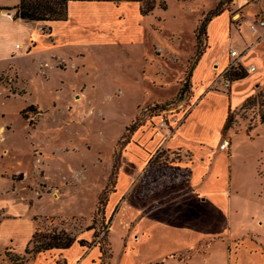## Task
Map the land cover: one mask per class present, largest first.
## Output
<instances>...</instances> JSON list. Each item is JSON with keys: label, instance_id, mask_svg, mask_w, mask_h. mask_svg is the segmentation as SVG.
<instances>
[{"label": "rangeland", "instance_id": "obj_1", "mask_svg": "<svg viewBox=\"0 0 264 264\" xmlns=\"http://www.w3.org/2000/svg\"><path fill=\"white\" fill-rule=\"evenodd\" d=\"M166 3V10L157 8L147 16L139 14L137 3L76 2L68 7L67 21L14 20L25 24L18 27L0 19V208L8 206L17 217L10 220L4 207L0 211V247L6 244L0 249V264H13L8 258L15 254L24 256L21 264H31L41 255L25 256L22 250L33 221L34 232H63L77 239L84 235L90 246L99 243L106 251L102 264H108L110 256H113L111 264H166L170 257L165 260L160 253L171 243L157 240L160 235L153 236L145 245L137 243L134 248L132 241L128 246L122 241H128L127 237L134 240L135 228L154 233L150 230L154 223L160 234L167 225L164 219L167 216H181L187 211L196 216L201 206L191 202L194 196L200 203L215 198L228 206V211L226 206L214 204L207 209L211 234L224 232L228 226L232 237L251 235L240 240L212 236L187 254L174 256L175 259L205 254L214 244L208 254L201 255V261L193 264H219L223 260L221 249L230 247L229 253H233L244 239L253 242L256 251L262 250L258 241L264 245V122L261 123L264 82L253 101L232 113L230 128L222 132L219 146L207 158L195 160L206 166L204 175L192 173L189 179L194 158L180 151L179 155L165 152L160 157L155 179L141 178L145 157L143 168L132 177L111 211L107 209L116 189L123 154L131 143L143 144L142 138L136 140L135 133L146 129L154 136L158 132L166 138L172 134L169 128L175 127L188 109L183 105L186 94L180 102L175 100L182 82H189L193 58L207 47L208 24H202L201 32L196 28L215 10L227 12L230 24L233 16L238 15L234 22L237 27L257 9L248 5L232 14L233 7L242 3L240 0H166ZM3 12L13 19L14 9ZM28 33L30 37L25 41ZM235 35L243 38L247 33L242 27ZM135 37L142 45L135 47ZM172 37L178 41L173 45L175 50L166 49ZM234 42L238 48L242 46ZM127 48H134L130 51L136 54L143 51L138 68L143 80L139 88L143 104L136 115L158 98L163 100L159 104L167 105V110L156 113L163 117L165 126L151 125V117L146 114L142 118L144 125L132 135L125 129L139 100L137 89L130 86L139 70L134 69L137 56L127 52ZM217 49L221 53V46ZM179 51L189 52L190 57L180 59ZM245 51L242 49V53ZM125 56L131 63H124ZM251 62L254 60L243 63L248 66ZM235 65L231 62L228 67ZM244 72L248 74L247 69ZM222 77L217 78L213 90L229 89ZM30 104L36 108L35 112L26 110ZM226 139L230 153L225 149L222 152L225 155H219L222 169L214 177L210 170ZM126 166L128 171L137 167L130 163ZM203 181L214 182L216 191L212 183L206 182L205 191L209 189L210 195L216 193L215 197L198 191L204 188ZM185 182L192 185L187 190L191 195L182 196V202L154 206L135 224L134 213L147 210L154 201L160 202L163 194L152 195L142 202L134 201L137 196L167 187L170 188L166 191H175ZM119 186L125 188L123 179ZM106 187L110 191L107 197L103 194ZM25 198L30 208L25 205ZM122 224H126L127 231L123 239ZM156 240L158 251L153 250ZM219 240L223 244L221 249ZM241 252L244 264H252L251 259L259 260L248 257L247 251ZM155 259L159 260L153 262Z\"/></svg>", "mask_w": 264, "mask_h": 264}, {"label": "crops", "instance_id": "obj_2", "mask_svg": "<svg viewBox=\"0 0 264 264\" xmlns=\"http://www.w3.org/2000/svg\"><path fill=\"white\" fill-rule=\"evenodd\" d=\"M18 1L19 0H13L7 3V0H0V7H13L18 4ZM240 1L242 3L239 6H237L236 4L233 7L232 12H231L232 14L236 13L241 7H244V6L246 7L248 5H252L257 8L250 18H247L245 16L246 19L242 21V25L238 24L237 27L234 25V22L239 19V17L237 18L236 15L233 16L232 22L230 24L229 14L227 12H224L218 16L212 17L211 20L207 23L208 24L207 29H206L207 47L202 53H200V55L197 56V60L191 68L190 75H189L190 86H189L188 91L186 92V97L183 101V105L188 106L187 107L188 109L185 113H182L183 115L181 116L176 126L173 127L172 129L171 127L169 128V130H172L171 131L172 134L168 135L165 138V136L162 133L157 132L154 136V133L151 134V132H146V129H143V130L141 129L135 133L134 137L136 138V140L142 138L141 142H143V144L142 146H139L136 143H131V145L129 144L130 146H129L128 151L125 154H123L120 173L118 174V177H117L116 189L109 201V205L107 208L109 211H111L117 199L122 195L124 190L127 188L132 177L137 174L138 170H141V168H143V159L147 157V160H148L152 155L156 154L157 152H161L162 155H164L165 152L179 155L180 151H184L185 152L184 156H187L190 159L194 158V161L191 165V171L189 172L190 173L189 179L191 178L192 173L193 174L201 173L204 175V173H206V166L203 164H199L195 160L201 156H204L207 158L212 153L211 152L212 149L214 148L216 149L219 146V142H220L222 132H223V126L225 124L227 116L229 114L234 113L236 110L241 109L244 103L246 102L247 98L251 96H255L257 91L263 85V82H264V29L260 28L258 29L256 34H252L248 26L250 23H252L255 16L258 14L260 8H264V0H257V1L250 2V3H246L243 0H240ZM234 4H235V1H234ZM0 19L5 20L6 22L12 25L16 23L18 27L25 26V24L20 25L17 22H14L11 15H8L1 10H0ZM28 23H31V22H28ZM242 27L246 31L247 36L243 38L237 37L235 34L239 32ZM29 37H30V33H28V35L25 37V41ZM133 41H135V44H134L135 47L137 45H142L140 44L141 40L140 39L137 40L136 37L135 39H133ZM168 41L169 42H167L166 49L175 50V48H173V45H176V42L178 41H174V37H172L171 40H168ZM234 41H238L242 46L238 48L237 45H234L235 43ZM22 43L23 42H21V44ZM219 46H221V50H222L221 53L217 49ZM130 49L133 50L134 48H130ZM130 49L127 48V52L130 51ZM242 49L243 50L245 49L246 51L242 53ZM229 50H237L240 56L237 61L238 62L237 66H241L243 69H247L248 74H246L244 78L232 82L231 86H229V89H225L221 87L222 91L221 90L215 91L212 89L213 84L217 81V78L221 79L222 74L227 69L229 63L233 62V57H230ZM132 52H134V57L137 56V60H135V66H134L135 68L134 67L133 68L136 71H138L139 70L138 68H140L141 66V53L143 51H140L137 54L135 53V51H130L129 53L132 54ZM179 53L180 55H177V56L180 57V59H183L186 56L190 57V54L187 51L186 52L184 51V54L181 51H179ZM122 59L124 60V63L126 65L127 63H131V61L126 56ZM249 59H253L254 62H251L249 63L248 66H246L243 62ZM250 67H254L255 70L252 72L249 71ZM139 72L140 70L136 73L137 76L133 78L134 83L130 85L133 89L134 88L137 89L135 90V92L138 93L139 100L136 103L134 112H132L129 119H127L126 125H128L132 121L133 117L136 115L137 109L142 107L141 105L143 104V93H141V90L139 89L140 86L143 85V80H142L141 72L140 74ZM159 99L160 98H158V100H152L153 102L152 104H159L160 102L163 101L161 99H160L161 101H159ZM29 106H33V105L30 104ZM163 121L164 119L162 116H159V115L152 116L150 124L151 125L158 124L160 127H162V126H165ZM226 140L228 141V139ZM228 145H229L228 147L230 148L229 143ZM144 146H145V149H143ZM228 147H227V152L230 153V149ZM222 152H225V151L220 150V153L215 155V161L212 166V169L210 170V174H213L214 177L217 176L218 175L217 173H219L220 169H222V164H220V161L218 162L219 155H222L223 154ZM226 154L228 155V153ZM137 159H140V162ZM127 163H130L131 165L133 164L134 168L136 166L137 167L133 169V171H128L126 169ZM225 166H227L226 161H225L224 168ZM144 168H145V165H144ZM122 179L125 182V188H121V186H119L120 181ZM205 182L207 184L212 183L213 187L215 188L214 182H207V181ZM205 182L203 181L204 188L203 189L199 188L200 190L198 189V191L200 193L211 196L212 194L210 195L208 193V192H211L209 189L205 191L206 190ZM174 185L176 186V183ZM190 187H192L191 183L185 182L183 186L177 187L175 191H166V190H169L170 188V187H167L166 189L162 191L157 190L155 192L153 191L148 194H145L141 198L137 196L136 197L137 199H134V201L142 202L143 200H146L152 195L160 194V193L163 194L161 195L159 199L160 202L154 201L153 202L154 205L151 204L147 210L144 211L143 209H141L138 212L134 213V218L135 217L137 218V220L135 221V224L136 222L141 221L142 218H145L144 216L147 214L148 211L154 208V206L157 207L164 203H169L171 205L172 203L180 202L181 200H184L182 196H186L189 194L191 195V193L187 192V190ZM137 190H139V186L137 187ZM214 190L216 191V188ZM212 196L215 197L216 193L215 195H212ZM217 201H218L217 199L213 198V200L210 199L209 201L200 203L197 197L194 196L191 202L201 206V209L199 208L198 210V214L195 216L193 214H190L187 211L185 214L183 213L181 216L171 215V216L165 217L164 219L167 225L165 228H163V231L160 234H157V225L154 223L152 229L150 228V230L154 231V233L152 232L144 233V232L138 231L135 228L134 229V233H135L134 240H130L126 236L127 234L126 233L127 231L125 230L126 224L125 225L122 224L121 225L122 226L121 232H123L121 234L122 239L124 235L128 239V241H125V242L122 241V243L123 245L128 246V244L132 241V245L134 248L136 247L137 243L141 245H145L144 243H147L149 240H151L153 236L160 235L157 238V240L158 239L169 240L171 243V246H169L168 249H165V250L162 249V252L160 253L161 256H163L165 260L168 257H170L171 260L166 262V264H175L176 261L179 262L178 264H193L196 261H201V257L208 254L209 249L214 244L211 245L210 248L206 249L207 251L205 254L204 253H193L194 255H191V257H188L186 259H179V258L175 259L174 256L184 255L185 253L187 254L189 251L196 248L203 239L210 238L212 236L232 237L231 235H229L230 229L228 226L225 228L224 232L220 230L214 234H211L210 232L209 225L211 224V221H210V218L207 216V214H205L207 212V209L210 210V205L214 204V205H218L222 207L226 206L227 207L226 211H228V206L226 204L224 205ZM24 203L27 207L29 206L28 200L26 198H25ZM3 207H4V210L8 212V215L11 216L8 219L13 220L17 218L16 216L10 213L8 206H2V208H0V211L1 209H3ZM30 207L31 206H29V208ZM35 225H36L35 221L31 222V227H30V230L28 231V234L26 235L25 241L23 242L22 250L23 249L25 250L28 247L29 241L31 240L34 234ZM250 235L251 234H248L243 237L235 236V237H232V239L240 240L243 238H247ZM87 239L88 238L86 236L82 235L78 239L76 238V241L67 249H51L49 251L41 252V255L38 256L36 260L31 264H100V259H99L100 252H99L98 245L90 246ZM9 240L11 239H8V242ZM14 240L15 239L12 238L13 246H14L13 244ZM80 240H83L86 243L81 246L78 243V241ZM157 240L155 241L153 245L154 251H156L157 249V244H158ZM258 242L262 247L261 251H256V249L254 248L255 246L253 242L247 241L246 239H244V241L242 242L243 244L241 243V245H239L233 253H229L230 247H226L225 249H223L222 241H220V245L218 247L220 249L222 248L221 250H223V260L220 261L219 264H244L243 263L244 257L241 251H247L245 253L248 254V257H252V258L258 257L259 258V260L251 259V261L253 262L252 264H264V245L262 244V242L260 241ZM5 245L6 244H3L0 247V249L5 248L6 247ZM163 246H165V244ZM20 251H15V252L19 253ZM44 254L47 255V258ZM112 257L113 256H111L108 264H111ZM163 258H159V259H163ZM159 259L157 260L155 259L153 260V262H156Z\"/></svg>", "mask_w": 264, "mask_h": 264}, {"label": "trees", "instance_id": "obj_3", "mask_svg": "<svg viewBox=\"0 0 264 264\" xmlns=\"http://www.w3.org/2000/svg\"><path fill=\"white\" fill-rule=\"evenodd\" d=\"M76 2L112 3L113 5L120 4V3H137L139 4V14L141 16H147L157 8L163 11L166 10L167 8L166 0H19L16 6L12 8L0 7V10L10 11L14 9L15 14L13 16V20H22L27 23L28 22H37V23L62 22V21H67L69 5L71 3H76ZM221 12L222 11L217 12L216 10L210 12L209 15L204 18L201 25L198 28H196V31L199 30L201 32L202 26L204 24H207L211 20L212 17L220 15ZM196 39H197V45H198L199 43L198 37ZM198 55H195V57L193 58L191 68L195 64ZM245 76H246V73L244 72V69L241 66H237L236 68L231 66L224 73V78L230 79L231 82L240 80L244 78ZM186 82L187 81L182 82L181 88L177 95V99L175 100L176 102H180L182 100V97L188 91L190 84L189 82L188 83ZM254 98L255 96L248 97L245 104L253 101ZM166 106L167 105L165 104H153L152 106H148L146 109H144L142 112H140L139 114L135 116V118L130 122V124L127 126L125 130L129 134L132 135L138 130V128L144 125L145 121L144 119H142L143 116H145L146 114H148V116L150 117L158 116L156 113L167 110ZM26 110L35 112L36 109L33 106H28ZM231 115L232 114H229L227 116V119L223 126V132L227 131L230 128V123H231L230 116ZM263 122H264V115L261 117V123ZM125 142L126 144L129 143L128 140H126ZM161 155H162L161 152H157L156 154L152 155L147 160L146 166L143 170L141 178H146L148 180L155 179L154 171L158 167L159 159ZM109 192L110 191L107 187L103 190V194H106L105 197L108 196ZM105 202L106 201H104L103 205L106 204ZM70 237L69 235L63 232L52 231L48 234H41L39 231H36L34 232L31 240L29 241L28 247L24 250V255L33 257L35 254L49 251L51 249H67L76 241L75 237H72V236ZM78 243L79 245L82 246L86 242L83 240H80L78 241ZM97 245L99 247V252H100L99 259L101 260V264H102L103 262L102 260L105 256L106 251L104 248H102V246H99V243H97ZM109 258H111V256ZM8 259L13 264H21L24 260V256H19L18 254L17 255L15 254L9 257Z\"/></svg>", "mask_w": 264, "mask_h": 264}, {"label": "built area", "instance_id": "obj_4", "mask_svg": "<svg viewBox=\"0 0 264 264\" xmlns=\"http://www.w3.org/2000/svg\"><path fill=\"white\" fill-rule=\"evenodd\" d=\"M243 1L246 2V3H250V2L257 1V0H243ZM236 16H237V18L239 17L238 15H236ZM248 27H249V30H250V32L252 34H256L258 29H260V28L264 29V8H260L258 14L255 16L254 20L252 21V23L249 24ZM229 55H230V57H233V62L232 63L236 64L235 65V68H236L237 67V63H238L237 61H238V59L240 57L239 53L237 52V50H229ZM228 68L229 67H227V69ZM226 70L224 71V73L226 72ZM254 70H255L254 67H250L249 68V71H251V72L254 71ZM224 73L222 74V76H224ZM221 79H223V77H221ZM223 82H225V86L226 87L231 86V83H232L231 80L227 79V78H225ZM163 123H164V121H163ZM227 147H228V141L224 140L222 142V144L220 145V149L221 150H225V149H227Z\"/></svg>", "mask_w": 264, "mask_h": 264}]
</instances>
